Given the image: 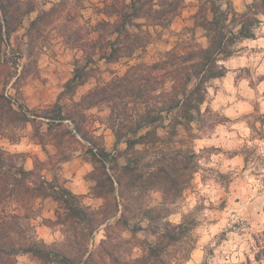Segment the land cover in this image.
Masks as SVG:
<instances>
[{
	"label": "trees",
	"instance_id": "trees-1",
	"mask_svg": "<svg viewBox=\"0 0 264 264\" xmlns=\"http://www.w3.org/2000/svg\"><path fill=\"white\" fill-rule=\"evenodd\" d=\"M184 7L185 0L106 1L99 9L106 17L95 23L90 43L82 45L84 62L76 60L73 76L57 101L36 111L9 95L8 80H2L9 62L6 45L35 7L30 0H0V135L9 136L11 126L32 123L44 147L47 137L59 148L66 140L86 141V153L95 166L96 183L90 193L104 200L97 207L85 204L82 195L57 178L47 180L39 166L27 169L22 154L0 147V264H19L21 254L31 255L39 264H173L166 259L168 245L182 243L194 223L190 216L181 223L168 220L172 211L167 206L185 189L183 172L190 170L194 176L200 166L195 147H180L183 139L176 138L181 127L189 131L194 122L212 114L210 107L203 110L209 85L227 74L225 62L236 54L239 43L256 38L264 23V0H252L245 11H239L233 0H199L193 18L195 26L206 32L207 46L198 44L193 36L158 61L132 64L125 73L100 81L80 100L73 97L97 71L100 61L134 57L152 41L151 28L170 26ZM188 30L195 34L194 27ZM102 106L110 110L109 126L117 146L127 145L124 164L119 162L120 154L106 147L97 128L89 125L87 111ZM37 120L47 125L46 131ZM160 128L166 135L160 134ZM261 135L264 137V132ZM152 148L158 157L144 163ZM154 189L162 193L163 203L144 207L145 194ZM42 197H52L58 203L52 223L63 232L60 241L40 239L31 221L34 200ZM140 215L142 218L132 223ZM146 219L157 224L144 227ZM147 228L159 239L142 247L135 239ZM100 230L105 236L97 242ZM126 231L132 233L131 238L125 236ZM136 247H142L144 253L135 256ZM193 248L195 245L176 257L174 264L189 261Z\"/></svg>",
	"mask_w": 264,
	"mask_h": 264
},
{
	"label": "rangeland",
	"instance_id": "rangeland-1",
	"mask_svg": "<svg viewBox=\"0 0 264 264\" xmlns=\"http://www.w3.org/2000/svg\"><path fill=\"white\" fill-rule=\"evenodd\" d=\"M30 1L35 9L13 33L10 45H6L9 62L2 80H8L9 95L38 111L57 101L73 76L76 60L84 62L82 45L90 43L95 36V23L106 17L99 9L110 0ZM233 2L239 11H245L252 0ZM198 4L199 0H185V7L170 26L151 28L152 41L134 57L112 63L100 61L97 71L77 89L73 99L80 100L100 81L125 73L132 64L158 61L168 50L188 43L193 36L198 44L207 46L206 32L195 26L193 18ZM191 27L195 34L188 30ZM225 64L227 74L210 83L208 101L203 107V110L210 107L212 114H207L206 120L194 122L189 131L181 127L176 138L183 139L180 147H195L200 153V166L194 176L190 170L183 172L185 189L176 202L167 206L172 211L168 220L181 223L190 216L194 223L182 243L168 245L166 259L173 264L176 257L182 256L192 245L195 248L191 258L183 264H264V137L261 135L264 132V23L257 29L256 38L240 42L236 54ZM2 90L3 83L0 92ZM87 114L89 125L97 128L96 133L102 135L106 147L120 154L119 162L124 164L127 158L123 151L127 145L117 146L116 135L109 126V108H91ZM36 124L42 131L47 130L41 120ZM159 132L166 135L162 128ZM8 133L9 136L0 135V147L22 154L27 169L39 166L47 180L57 178L82 195L87 205L97 207L104 202L90 193L96 183L95 166L86 153V141L66 140L59 148L47 137L44 147L36 138L32 123L17 128L11 126ZM16 142H22L24 152L12 150ZM154 151L152 148L146 153L144 163L158 157ZM163 201L162 193L154 189L145 194L142 203L144 207H158ZM57 208L58 203L52 197H42L34 200L29 211L39 238L48 243L63 238L61 228L52 223ZM140 216L132 219V223L138 222ZM152 223L157 224L143 220L144 227ZM104 236L105 231L100 230L96 241ZM125 236L131 238L132 233L126 231ZM158 239L147 228L139 231L135 240L145 247L144 243ZM142 247H136L135 256L144 253ZM18 261L19 264H39L29 254L19 255Z\"/></svg>",
	"mask_w": 264,
	"mask_h": 264
},
{
	"label": "crops",
	"instance_id": "crops-1",
	"mask_svg": "<svg viewBox=\"0 0 264 264\" xmlns=\"http://www.w3.org/2000/svg\"><path fill=\"white\" fill-rule=\"evenodd\" d=\"M11 148H12V150H15L18 152H24V148L22 147V142L13 143ZM78 192H80V191H78Z\"/></svg>",
	"mask_w": 264,
	"mask_h": 264
}]
</instances>
